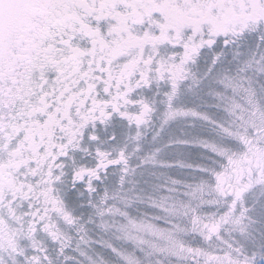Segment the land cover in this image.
<instances>
[{
    "label": "snow or ice",
    "instance_id": "6c2138e0",
    "mask_svg": "<svg viewBox=\"0 0 264 264\" xmlns=\"http://www.w3.org/2000/svg\"><path fill=\"white\" fill-rule=\"evenodd\" d=\"M0 264H264V0H0Z\"/></svg>",
    "mask_w": 264,
    "mask_h": 264
}]
</instances>
